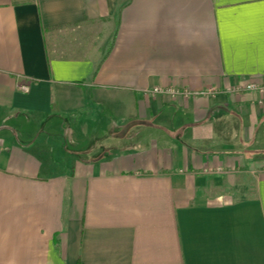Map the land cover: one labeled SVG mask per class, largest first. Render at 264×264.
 I'll use <instances>...</instances> for the list:
<instances>
[{
	"label": "crops",
	"instance_id": "obj_1",
	"mask_svg": "<svg viewBox=\"0 0 264 264\" xmlns=\"http://www.w3.org/2000/svg\"><path fill=\"white\" fill-rule=\"evenodd\" d=\"M250 84L264 0H0V264H264Z\"/></svg>",
	"mask_w": 264,
	"mask_h": 264
},
{
	"label": "built area",
	"instance_id": "obj_2",
	"mask_svg": "<svg viewBox=\"0 0 264 264\" xmlns=\"http://www.w3.org/2000/svg\"><path fill=\"white\" fill-rule=\"evenodd\" d=\"M236 93H241L244 91H252L257 92L259 94L264 95V85H256V84H250L247 85L244 89L243 88H236L233 90ZM145 95L147 97L149 96H168L173 99H188L193 93L190 90L186 89H178V88H160V87H154L150 90H146ZM208 95H216V90H210Z\"/></svg>",
	"mask_w": 264,
	"mask_h": 264
},
{
	"label": "rangeland",
	"instance_id": "obj_3",
	"mask_svg": "<svg viewBox=\"0 0 264 264\" xmlns=\"http://www.w3.org/2000/svg\"><path fill=\"white\" fill-rule=\"evenodd\" d=\"M5 116H8V113L4 114V112H0V125L6 126V127H11L12 129H15V128L18 129V127L16 126V122L12 121V120H10V121L6 120L7 118H5ZM47 131L49 133L53 134V136L55 137V138H53L55 140V142H59V141H60V143L62 142L63 139L59 136L58 133H55V131H51V130H47ZM55 142H53V143H55ZM54 145H57V143H55ZM70 149H71V146L68 147V150H70Z\"/></svg>",
	"mask_w": 264,
	"mask_h": 264
}]
</instances>
